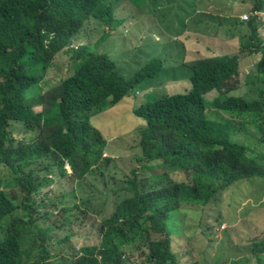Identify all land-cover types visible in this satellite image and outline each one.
Here are the masks:
<instances>
[{"label":"trees","instance_id":"16d2710c","mask_svg":"<svg viewBox=\"0 0 264 264\" xmlns=\"http://www.w3.org/2000/svg\"><path fill=\"white\" fill-rule=\"evenodd\" d=\"M121 3L134 6L132 17L143 28L144 12L135 10V0H0V164L13 174L2 177L6 183L0 189V264L56 263L49 246L52 227L40 225L53 218L47 210L53 199L41 189L38 173L68 177L66 164L72 169L78 202L64 207V219L84 223L89 217L88 224L94 217L102 219L100 244L84 246L72 256V264H127L134 257L141 264H185L174 242L189 240L179 228L177 234L170 231L171 213L206 207L234 187L252 186L256 180L264 185V151L233 141L230 124L207 117L209 108L239 119L250 116L264 148L263 25L255 16L242 23L248 30L238 40L237 53L210 50L211 56L198 52L191 57L190 52L173 65V60L168 62L174 71L166 78L175 81L177 73L191 82L185 95L134 103L133 114L145 124L138 133V162L156 161L164 171L143 177L135 169L123 176L124 195L106 215L110 196L97 194V189L105 184L114 159L105 156L109 142L92 121L106 111L108 102L113 106L131 97L146 81L161 80L160 74L167 71L166 61L153 57L127 78L111 55L98 51L113 41L116 28L126 21L116 16ZM87 21L101 24L102 39L94 48L74 47ZM177 35L174 31L167 38ZM202 43L194 41L193 46ZM60 55L68 57L72 75L54 86L50 97L35 96ZM246 57L258 59L252 82L248 76L239 81ZM240 85L248 88L236 94ZM16 132L24 138L16 141ZM252 241L247 264H264V239Z\"/></svg>","mask_w":264,"mask_h":264},{"label":"rangeland","instance_id":"374dc122","mask_svg":"<svg viewBox=\"0 0 264 264\" xmlns=\"http://www.w3.org/2000/svg\"><path fill=\"white\" fill-rule=\"evenodd\" d=\"M135 6L137 7L135 10L144 12L142 16L144 27L136 25L137 20L132 17L133 5L128 3L116 5V16L126 21L116 28L113 41L108 40L103 43L98 51L111 55L119 72L127 78L135 75L153 57L165 60L167 71L160 74L161 80L146 81L141 88L132 93L131 97L120 100L113 106L108 102L106 111L95 116L92 121L93 126L109 142L105 156L114 159L105 184L97 189V194L110 196L105 210L106 215H110L113 211L112 203L119 196L124 195V192L120 191L123 186V176L135 169L143 177L164 171L157 167L156 161L138 162L141 157L140 147V154L136 155V147L139 145L138 133L145 124L143 119L133 114L132 108L138 101H147L146 98L185 95L190 90L191 82L188 78L181 77L177 73L175 81L165 77V74L174 71V68L168 67V62L173 60V65L175 60L187 56L190 52L191 57H197L198 52L211 56L210 50L222 54L237 53L240 47L238 40L248 30L242 26V23H247L255 16L263 25L260 27V33L264 41V0H135ZM167 27L170 30H167ZM112 31L113 29H110V32ZM174 31H177L178 35L173 36L172 39L167 38ZM103 33L104 28L101 24L87 21L74 47L94 48L102 39ZM198 40H202L203 43L197 44L198 47L193 46L194 41ZM211 43H214L215 47ZM160 51L163 53L161 54ZM167 54H169L168 58H163ZM255 61L258 59L246 57L242 60L240 82L248 79L247 76L249 82L257 78L254 71ZM70 66L66 55L58 56L54 67L48 71L45 82L34 89L37 94L35 96L42 95L46 98L53 95L52 88L72 75ZM246 89L240 85V90L236 94H243ZM44 108L43 105L38 110L42 111ZM230 115L215 108H209L207 113L209 119L230 124L233 141L246 145L251 150L263 152V145L259 141L260 134L254 129L251 117L239 119ZM16 133L14 137L16 141L24 138V133ZM35 166H39L40 169V165ZM65 170L68 177L57 178L44 171L38 173L39 181L42 182L41 189L53 199L48 203L47 209L53 213V218L42 220L40 225L45 230L48 226L52 227L49 237L53 239L49 242V246L55 257V264H72V256L74 257L75 253L80 254L79 250L84 246L99 245L101 242V218L94 217L93 222L89 224V217L84 223L74 221L70 223L64 219V207H72L78 202L73 194L74 184L70 178L72 169L66 164ZM5 176L13 177V174L0 164V189L6 183L2 178ZM48 185L50 186L47 188ZM114 190H119L117 195H112ZM8 193L12 194L14 191L8 189ZM42 213H46V210L43 209ZM17 214L18 212L15 213L13 221ZM61 222L65 224V228L61 227ZM176 228L183 231V236L189 240V244L185 239L174 242V251L179 255L181 262L247 264L248 257L252 254V240L257 237L260 240L264 239V185L256 180L252 186L234 187L206 207L193 206L183 211L172 212L170 231L177 234ZM68 236L70 238L65 241ZM205 253L208 254V258ZM28 255L33 257L35 252L29 248ZM63 259L68 262L62 261ZM127 264H141V261L134 257Z\"/></svg>","mask_w":264,"mask_h":264},{"label":"clouds","instance_id":"9594fccd","mask_svg":"<svg viewBox=\"0 0 264 264\" xmlns=\"http://www.w3.org/2000/svg\"><path fill=\"white\" fill-rule=\"evenodd\" d=\"M169 56V54H167V56L166 57H168Z\"/></svg>","mask_w":264,"mask_h":264},{"label":"built area","instance_id":"2783aa9c","mask_svg":"<svg viewBox=\"0 0 264 264\" xmlns=\"http://www.w3.org/2000/svg\"><path fill=\"white\" fill-rule=\"evenodd\" d=\"M247 18V16H245V19Z\"/></svg>","mask_w":264,"mask_h":264}]
</instances>
